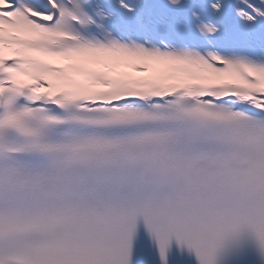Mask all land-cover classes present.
<instances>
[{
    "label": "snow or ice",
    "instance_id": "obj_1",
    "mask_svg": "<svg viewBox=\"0 0 264 264\" xmlns=\"http://www.w3.org/2000/svg\"><path fill=\"white\" fill-rule=\"evenodd\" d=\"M0 264H264V0H0Z\"/></svg>",
    "mask_w": 264,
    "mask_h": 264
}]
</instances>
